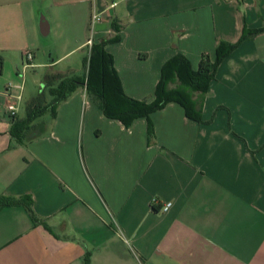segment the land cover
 I'll return each instance as SVG.
<instances>
[{
    "label": "crops",
    "instance_id": "crops-1",
    "mask_svg": "<svg viewBox=\"0 0 264 264\" xmlns=\"http://www.w3.org/2000/svg\"><path fill=\"white\" fill-rule=\"evenodd\" d=\"M45 1L47 34L64 43L42 67L88 51L95 11L93 43L118 34L105 50L124 94L137 100L153 99L175 54L196 70L220 42L264 28V0H0V92L20 84L25 52L34 60L42 50ZM6 102L0 95V196L22 201L0 209V264H264V30L219 63L200 123L169 103L149 115L150 141L146 118L124 127L82 87L18 143Z\"/></svg>",
    "mask_w": 264,
    "mask_h": 264
},
{
    "label": "trees",
    "instance_id": "trees-1",
    "mask_svg": "<svg viewBox=\"0 0 264 264\" xmlns=\"http://www.w3.org/2000/svg\"><path fill=\"white\" fill-rule=\"evenodd\" d=\"M111 28L118 33V27L114 23L111 24ZM263 30L264 28L243 29L236 43L220 42L216 46L214 60L207 54H202L196 70L192 69L186 57L179 53L175 54L162 65L160 79L154 88L151 101L133 99L124 94L113 67L112 56L105 50L108 43L119 40L118 34L109 39H101L92 43L88 49L87 55L83 58L84 71L80 76L60 74L51 65L46 68L43 89L25 102L22 116L16 115L11 120L10 135L18 143L31 141L38 132L37 120L46 113L54 118L59 104L82 87L105 117L119 121L124 127H129L135 119L146 118L149 141L154 138L149 115L162 110L169 103H177L183 108L187 119L200 123L203 97L219 63L236 49L240 42ZM45 89L49 94L48 99L45 96ZM21 201L22 198L0 196V209L17 205ZM22 204H25L27 213L33 219L30 199L27 197V202Z\"/></svg>",
    "mask_w": 264,
    "mask_h": 264
},
{
    "label": "rangeland",
    "instance_id": "rangeland-1",
    "mask_svg": "<svg viewBox=\"0 0 264 264\" xmlns=\"http://www.w3.org/2000/svg\"><path fill=\"white\" fill-rule=\"evenodd\" d=\"M45 10L39 14L40 18H44L47 24L50 26V18L48 15L49 11V1H45L43 4ZM94 34L91 36L90 28L87 29L86 37L93 38ZM66 37V36H65ZM40 45L42 46V50L39 52L37 50L34 51L36 54L33 63L37 66L33 68H28L25 71L24 76V84H23V95L28 98L31 94H37L41 89H43V82H44V75L46 73V68L42 67V64L48 63L51 60H55L58 57L63 55L62 52V45L63 41L62 38L60 39L58 36L51 32L45 36L39 35ZM87 55L85 49L81 51H77L71 53L69 56L61 59L59 64L55 69H64L67 66L72 68V72L66 74L67 76H80L83 71V58ZM33 56V54H32ZM56 64V63H55ZM45 96L48 99L49 94L47 89H45ZM96 105V104H95ZM97 106V105H96ZM23 106L20 105L18 108L17 113L23 115Z\"/></svg>",
    "mask_w": 264,
    "mask_h": 264
},
{
    "label": "built area",
    "instance_id": "built-area-1",
    "mask_svg": "<svg viewBox=\"0 0 264 264\" xmlns=\"http://www.w3.org/2000/svg\"><path fill=\"white\" fill-rule=\"evenodd\" d=\"M115 5L116 4L113 3V4H111L110 7L112 8ZM101 20H102V16L100 13H97L95 11H93L91 13L90 21H89V28L91 31V36L94 34L95 28L101 22ZM92 43H93L92 38H89L87 40V46L90 48ZM32 58H33V56H32L31 52H25L24 60H23V63L21 64V71H20L21 82H20V84L15 85L13 83H7L4 86V88L2 89V91L0 92V95H2L7 100L4 108H5V113L7 114L8 118L10 120H13L14 117H16L17 111H18V105L22 101L23 84H24V76H25L24 73H25L26 69L32 67V64H31ZM170 206H171V202H166L160 207L159 211L162 213L167 212L169 210Z\"/></svg>",
    "mask_w": 264,
    "mask_h": 264
},
{
    "label": "water",
    "instance_id": "water-1",
    "mask_svg": "<svg viewBox=\"0 0 264 264\" xmlns=\"http://www.w3.org/2000/svg\"><path fill=\"white\" fill-rule=\"evenodd\" d=\"M48 27L49 26H48L47 22L45 21V19L44 18H40V20H39V30H40L41 35H43V36L47 35Z\"/></svg>",
    "mask_w": 264,
    "mask_h": 264
}]
</instances>
